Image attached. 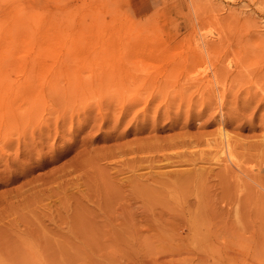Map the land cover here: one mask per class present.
I'll use <instances>...</instances> for the list:
<instances>
[{
    "label": "rangeland",
    "instance_id": "374dc122",
    "mask_svg": "<svg viewBox=\"0 0 264 264\" xmlns=\"http://www.w3.org/2000/svg\"><path fill=\"white\" fill-rule=\"evenodd\" d=\"M0 77V264H264V0H0Z\"/></svg>",
    "mask_w": 264,
    "mask_h": 264
},
{
    "label": "bare ground",
    "instance_id": "6f19581e",
    "mask_svg": "<svg viewBox=\"0 0 264 264\" xmlns=\"http://www.w3.org/2000/svg\"><path fill=\"white\" fill-rule=\"evenodd\" d=\"M120 42V41H119ZM210 43V42H209ZM105 45V44H104ZM103 45V46H104ZM126 46V45H125ZM123 48V46H122ZM125 48V47H124ZM210 48V47H209ZM120 49V48H119ZM113 50V49H112ZM209 50V49H208ZM200 51V50H199ZM199 54V53H198ZM101 56H106V59L107 60H110L111 61V65H109L108 67H106L105 69H101L98 73H96V75H98V78L95 77V81L99 82V84H101L103 81H108L112 78H115L117 77V75H119V65H117V62L118 60L120 59L119 56L120 54H117V53H114V52H109V51H105V54H102ZM225 68V67H224ZM121 70V69H120ZM205 72V71H204ZM75 73V72H74ZM77 73V72H76ZM76 75V74H75ZM197 76V75H196ZM208 76V75H207ZM75 79V77H74ZM73 81V79H72ZM91 81V80H90ZM192 81V80H191ZM75 82V81H74ZM203 82V81H202ZM1 84H2V78L0 77V92L3 90L1 88ZM53 84L54 81H53ZM5 92V91H4ZM1 96V94H0ZM217 136H218V143L216 145V148L214 150V154H213V159H215L214 161H221L224 163V165H228L230 166V168H233L230 164H234L235 163L233 162L232 160V154H231V150H230V145H229V139L228 138V134L227 131L225 130L224 127L222 126H219L218 130H217ZM230 136V135H229ZM214 142V141H213ZM212 143V142H211ZM215 147V145H214ZM208 160H211V159H208ZM230 161V162H228ZM235 161V160H234ZM228 162V164H227ZM232 164V165H233ZM235 167V166H234ZM234 169V168H233ZM232 169V170H233ZM231 170V171H232ZM233 172V171H232ZM234 176L236 174V169L234 170ZM245 174V173H244ZM240 175V174H239ZM236 177H237V174H236ZM240 177V176H239ZM243 177V176H242ZM241 178V177H240ZM253 178V177H252ZM248 180V179H246ZM260 185V184H259ZM262 191V190H261Z\"/></svg>",
    "mask_w": 264,
    "mask_h": 264
}]
</instances>
